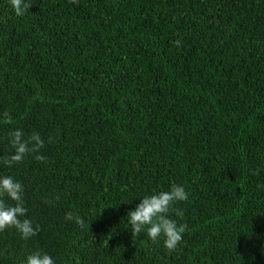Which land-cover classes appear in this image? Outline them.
Listing matches in <instances>:
<instances>
[{"label": "trees", "instance_id": "trees-1", "mask_svg": "<svg viewBox=\"0 0 264 264\" xmlns=\"http://www.w3.org/2000/svg\"><path fill=\"white\" fill-rule=\"evenodd\" d=\"M28 2L0 0V157L21 128L46 159L0 175L39 231L0 232V264H264V0ZM173 184L189 199L170 253L126 217Z\"/></svg>", "mask_w": 264, "mask_h": 264}, {"label": "clouds", "instance_id": "clouds-1", "mask_svg": "<svg viewBox=\"0 0 264 264\" xmlns=\"http://www.w3.org/2000/svg\"><path fill=\"white\" fill-rule=\"evenodd\" d=\"M8 2L16 17H23L32 7L28 0ZM175 43L179 47L180 41ZM8 143L9 155L0 157L7 167L22 163L28 156H34L41 162L46 159L41 154L45 141L38 132L33 131L26 136L23 129L16 128L9 133ZM24 191L23 184L13 176L0 175V232L14 229L22 240L28 241L37 235L39 226L34 227L33 221L26 218L28 209L25 206ZM4 197L13 203H6ZM188 199V192L178 184H173L166 191L144 195L141 202L127 214L126 220L131 233L133 236L143 233L153 244H159L162 240L165 250L170 253L176 251L182 243L186 228L172 219L170 213L175 211L177 216H182L183 213L174 209V205ZM65 219L74 222L81 230L86 227L85 220L79 215L69 212ZM22 264H56V261L47 252L36 249L25 257ZM66 264H72V257Z\"/></svg>", "mask_w": 264, "mask_h": 264}]
</instances>
